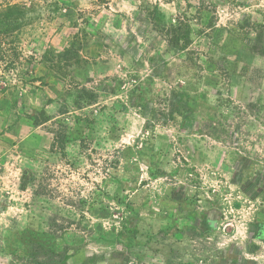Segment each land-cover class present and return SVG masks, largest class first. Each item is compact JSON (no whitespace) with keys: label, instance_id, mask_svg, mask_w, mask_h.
I'll list each match as a JSON object with an SVG mask.
<instances>
[{"label":"rangeland","instance_id":"374dc122","mask_svg":"<svg viewBox=\"0 0 264 264\" xmlns=\"http://www.w3.org/2000/svg\"><path fill=\"white\" fill-rule=\"evenodd\" d=\"M7 6L0 264H264V0Z\"/></svg>","mask_w":264,"mask_h":264},{"label":"trees","instance_id":"16d2710c","mask_svg":"<svg viewBox=\"0 0 264 264\" xmlns=\"http://www.w3.org/2000/svg\"><path fill=\"white\" fill-rule=\"evenodd\" d=\"M22 16V11L16 6H7L6 11L0 13V56H4L2 50L3 45H7L5 39L12 37V33L19 29ZM166 34L168 37V46L174 49H181L189 39V27L185 26V31L182 32L179 26L171 25L170 29H167ZM47 121L48 117L45 111L41 110L38 117H36V125L43 124Z\"/></svg>","mask_w":264,"mask_h":264}]
</instances>
